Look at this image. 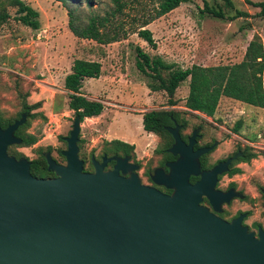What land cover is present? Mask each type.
Segmentation results:
<instances>
[{"label":"rangeland","instance_id":"1","mask_svg":"<svg viewBox=\"0 0 264 264\" xmlns=\"http://www.w3.org/2000/svg\"><path fill=\"white\" fill-rule=\"evenodd\" d=\"M22 1L38 11L40 25L32 29L22 24L16 20V7L9 0H0V7L9 14L0 23V110L4 115L16 112L21 108L23 97L28 104L40 101V107L32 112H41L42 116L30 118L24 129L36 136V142L30 146L11 145L8 153L17 151L33 159L39 151L51 147L53 157L61 161L57 151L65 149L66 144L59 137L67 135L75 117L67 107L64 77L75 58L99 60L102 76L84 79L81 91L88 99L100 100L104 109L99 116L81 121L80 154L88 160L92 152L98 159L105 141L120 136L134 142L133 158L141 166V173L142 167L150 168L160 160L155 150L160 147L158 136L142 129L144 112L174 110L190 128L203 125L206 129L217 122L223 127L222 135L217 138L223 142L210 159L227 149L234 138L245 141L249 151L256 154L250 161L239 160V171L233 175L246 199H235L226 209L229 214L247 211L244 223L249 229L257 230L254 223L264 229L261 193L264 189V109L222 96L211 116L190 111L185 107L189 79L176 88L171 104L164 90L153 91L147 86L148 82L155 81L135 65L136 46L151 57L160 56L165 62L173 63L175 68L239 62L253 35H259L264 46V17L251 4L261 0H231L232 7L226 6L223 0H185L146 26L152 32L154 48L131 32L119 41L101 45L94 40L77 38L69 29L66 9L59 1ZM69 3L76 6L82 20L92 12L103 15L114 7L113 0H69ZM205 4L220 9L224 18L201 13ZM125 11L139 16L135 8ZM236 11L247 15L230 19ZM172 107L175 109H169ZM238 120L242 124L233 132L232 127ZM83 168L91 171L87 162ZM227 182L224 176L220 186Z\"/></svg>","mask_w":264,"mask_h":264},{"label":"water","instance_id":"2","mask_svg":"<svg viewBox=\"0 0 264 264\" xmlns=\"http://www.w3.org/2000/svg\"><path fill=\"white\" fill-rule=\"evenodd\" d=\"M26 117L0 126V264H264L260 225H243L245 213L227 221L202 203L219 212L243 195L216 188L229 159L201 170L199 157L212 146L193 150L198 129L185 142L167 128L174 140L168 151L177 158L167 173L157 167L152 175L172 190L167 194L141 182L130 155H92V171L84 170L78 115L64 138L65 162L45 152L54 176H33L28 158L7 151L21 143L14 132Z\"/></svg>","mask_w":264,"mask_h":264},{"label":"trees","instance_id":"3","mask_svg":"<svg viewBox=\"0 0 264 264\" xmlns=\"http://www.w3.org/2000/svg\"><path fill=\"white\" fill-rule=\"evenodd\" d=\"M57 1L66 9L69 29L77 38L94 40L99 44H108L125 38L131 32L136 33L154 48L156 43L151 30L146 26L156 18L177 8L185 0H113V8L106 11L103 15L92 12L85 20L81 19L76 6L71 5L69 0ZM223 1L226 6H233L231 0ZM9 4L16 7V20L32 29L39 28L38 11L22 0H9ZM251 4L258 7V15L264 17V0L251 2ZM132 8L136 9L139 14L138 17L136 14H130L125 11ZM205 12L212 17L224 18V14L220 9H215L207 4L201 10V13ZM242 15H247V13L236 11L235 15L230 17V19ZM8 17V12L1 6L0 23L4 22ZM135 51L137 69L155 81L148 82L147 86L153 91L164 90L168 94V100L171 104L174 103L172 97L176 88L183 81L189 79L185 107L190 111H198L211 116L222 96L264 109V46L260 36L257 34L253 35L246 45L242 59L232 64L212 66L192 64L187 68H175L173 63L165 62L160 56L151 57L138 46L135 47ZM100 74V61L75 58L71 64L70 72L64 77L63 87L68 91L67 107L74 112V116L78 115L81 121L84 118L96 117L103 111L104 105L100 100L88 99L81 91L84 79L98 78ZM40 105V101L28 104L26 101L24 102L22 97L23 112L27 113V117L25 122L15 132V135L22 140L17 145L30 146L36 142V136L25 132L24 129L28 126L30 118L36 115L42 116L41 112H32L33 109L39 108ZM18 117L19 115H16L14 118ZM171 117L177 121L179 119L185 120L174 110H149L142 114L143 129L158 136L160 147L156 148V152L159 155L162 154L164 160L171 156L165 150L171 143V137L165 128L166 125L171 124ZM12 120L11 118H5L0 111L2 127H5L6 123H12ZM241 124L242 121L238 120L232 130L234 132L238 131ZM59 138L66 144L61 136ZM81 142L82 139L79 138V157L83 160L84 165L87 162L90 170H92L91 156L93 154L92 152L90 153L88 160L85 156H82L80 154ZM102 149L100 155L104 153L118 156L130 155L132 159H134L135 155L134 144L120 139L106 140ZM52 150L51 147H48L45 151H39L36 158L29 159V169L33 176L48 177L52 175V172L47 170V163L44 157L45 152H50L53 157ZM61 151H57L61 161L53 157L59 163L65 159ZM9 154L17 158L24 157L17 151ZM254 157H256V154L247 148V152L242 159L250 161ZM158 164L162 165V161L159 160ZM153 167L147 168V170H151ZM235 171H239V169L232 170L231 173ZM195 179V176L190 178L191 181ZM257 226L258 223H254V227Z\"/></svg>","mask_w":264,"mask_h":264},{"label":"flooded vegetation","instance_id":"4","mask_svg":"<svg viewBox=\"0 0 264 264\" xmlns=\"http://www.w3.org/2000/svg\"><path fill=\"white\" fill-rule=\"evenodd\" d=\"M169 109H175V108L172 107V108H169ZM23 113L24 112H23V107H22V103H21V108L19 110H17L16 112L11 113L9 115H4L3 113L2 114H3V116L5 118L13 119L12 121L14 122L15 120H18ZM16 115H19V117L18 118H14ZM211 122H212V120H211ZM9 124H11V123H9ZM9 124L6 123L5 127H7ZM0 126H1V128H5V127H2L1 123H0ZM19 126H21V125H19ZM165 128H166V130H167V128H171V129L177 128V132L179 133L180 137L185 142H188L189 137L193 134V131L195 129H198V131L196 132L195 143L193 144V147H192L193 150H197V149L204 148V147L207 148V147L212 146L211 149H209L207 152L203 153L199 157V163H200L201 170L210 169L211 167H213L214 165H216L219 162L224 163L228 159L230 160L229 163L227 164L226 171H224L223 173H221V174H219L217 176L218 180H217V183H216V188L221 190V191H228L230 189H234L235 191H237L240 194H242L243 197H234L233 199H231V201L229 203H223L221 205V211H219V212H215L213 210V208L210 206V204H209V202L207 201L206 198L203 199L202 203L204 205H206L209 208L210 211L214 212L217 216H219V217H221V218H223V219H225L227 221L232 220L233 218L237 217L241 213H245L246 216L244 217V219L242 221V224L246 225L244 223V220L247 218V215H248L247 211L236 210L234 213L229 214L228 210L226 209V206L230 205L231 202L233 200H235V199H239L241 201L246 199V194L244 193V191L242 189L237 187L236 181L233 178V175L236 172H238V171H235L234 173H231V171L235 170V169H238L237 165L239 163V160H241L245 156V154L247 152V148H248L247 147V143L245 141H242V140L238 139V138H234L232 141H230V145H229V147L227 149L222 150L217 156H215L213 159H210L209 156L213 152H215L218 149V146L223 142V141H220L217 138L218 135L221 136L222 133H223V129H222L223 127L221 125H219L217 122H212V124H209V127L206 128V129H204L203 125H198V126H194V127L190 128L189 127V123L186 120L179 119L177 121L176 119L171 117V124L170 125H166ZM16 130H15V132H16ZM69 131H68L66 136H68ZM15 132H14V135H15ZM167 132L169 133V135L171 137V143L165 150L171 156L164 160L163 159L164 156L162 154H160L159 155V157H160L159 159L162 161V165L161 164L160 165L157 164L151 170H147L144 167H142V172L139 173V171L141 169V166L134 159H132V157L129 159V162L139 165V168L135 169V171L137 172V174H138V176H139V178H140V180H141V182L143 184L151 186V187H154V188L158 189L161 192L170 194L172 192L171 189H167L164 185L158 184L152 179L153 171H154L155 168L160 167V168H162V170L165 173H167L168 170H169L168 166H167V163L168 162H172V161H174L177 158V156L173 155L172 153H170L168 151V149L173 144L174 140H173V137H172L171 133L168 130H167ZM232 134H235V133H232ZM66 136H61V137L64 139ZM64 141H65V139H64ZM158 142H159V138H158ZM158 142H157V144H158ZM155 150H156V148H155ZM107 156L111 157L113 155H107ZM123 156H125V155H123ZM123 156H120V157H123ZM101 157H102V155H100L97 160L101 161ZM64 162H65V159H64L63 162H60V163H64ZM114 163L115 162L113 160L108 162L107 166L105 167V169H112L113 166H114ZM129 174H130V171H128L125 174V176H128ZM52 176H54L53 173H52V175H50L48 177H52ZM224 176L227 177L228 182L225 184V186L221 187L220 186V182H221V180H222V178ZM197 179H198V177L196 176V179L194 181H196ZM194 181H191V182H194ZM261 191H262V189H261Z\"/></svg>","mask_w":264,"mask_h":264},{"label":"crops","instance_id":"5","mask_svg":"<svg viewBox=\"0 0 264 264\" xmlns=\"http://www.w3.org/2000/svg\"><path fill=\"white\" fill-rule=\"evenodd\" d=\"M34 1H36V0H34ZM248 44V43H247ZM101 45V44H100ZM246 48V47H245ZM85 59V58H84ZM99 61V60H98ZM101 63V62H100ZM102 71H103V66H102V64H101V74H100V76L99 77H101L102 76ZM70 72V71H69ZM68 72V73H69ZM104 109V108H103ZM99 116V115H98ZM141 126H142V129H143V125L141 124ZM144 130V129H143ZM145 131V130H144ZM113 139H120V140H123V141H126V142H128V143H131V144H133L134 142L133 141H131V140H128V139H124V138H122V137H120V136H116L115 138H113Z\"/></svg>","mask_w":264,"mask_h":264}]
</instances>
